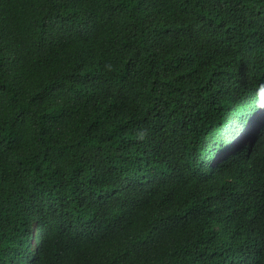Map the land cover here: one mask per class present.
<instances>
[{
    "label": "trees",
    "instance_id": "obj_1",
    "mask_svg": "<svg viewBox=\"0 0 264 264\" xmlns=\"http://www.w3.org/2000/svg\"><path fill=\"white\" fill-rule=\"evenodd\" d=\"M264 0H0V264H264Z\"/></svg>",
    "mask_w": 264,
    "mask_h": 264
},
{
    "label": "rangeland",
    "instance_id": "obj_2",
    "mask_svg": "<svg viewBox=\"0 0 264 264\" xmlns=\"http://www.w3.org/2000/svg\"><path fill=\"white\" fill-rule=\"evenodd\" d=\"M264 119V107L260 108L258 112L250 118L249 122L245 125V129L241 130L231 142L232 148H234L238 143L248 140L249 135L256 129V126Z\"/></svg>",
    "mask_w": 264,
    "mask_h": 264
}]
</instances>
